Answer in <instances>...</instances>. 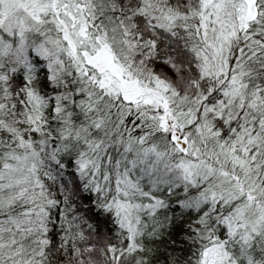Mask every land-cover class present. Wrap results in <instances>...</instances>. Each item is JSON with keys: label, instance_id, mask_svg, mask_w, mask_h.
<instances>
[{"label": "snow or ice", "instance_id": "1", "mask_svg": "<svg viewBox=\"0 0 264 264\" xmlns=\"http://www.w3.org/2000/svg\"><path fill=\"white\" fill-rule=\"evenodd\" d=\"M0 264H264V0H0Z\"/></svg>", "mask_w": 264, "mask_h": 264}]
</instances>
